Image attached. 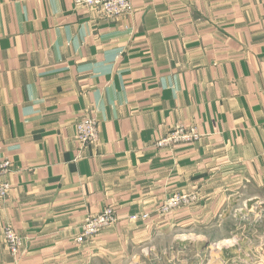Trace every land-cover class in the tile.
<instances>
[{
    "label": "crops",
    "instance_id": "1",
    "mask_svg": "<svg viewBox=\"0 0 264 264\" xmlns=\"http://www.w3.org/2000/svg\"><path fill=\"white\" fill-rule=\"evenodd\" d=\"M84 117L98 139L81 146ZM177 124L199 138L157 148ZM4 158L0 264L125 255L127 231L169 224L219 247L201 264H264V0H131L115 20L73 0H0ZM174 193L197 200L156 214ZM106 207L115 222L78 245Z\"/></svg>",
    "mask_w": 264,
    "mask_h": 264
},
{
    "label": "built area",
    "instance_id": "2",
    "mask_svg": "<svg viewBox=\"0 0 264 264\" xmlns=\"http://www.w3.org/2000/svg\"><path fill=\"white\" fill-rule=\"evenodd\" d=\"M76 7L94 8L101 13L107 20H115L128 15L131 10V0H73ZM75 138L84 146L94 143L98 139V124L94 118L84 117L75 125ZM199 138V133L195 126L177 124L173 130L165 137L156 142L157 148H169L177 144H186L194 142ZM11 162L8 158L0 160V199L7 197L10 185L1 180V177L10 171ZM197 197L194 193H174L156 209V214L165 216L177 211L178 209L188 207L196 202ZM132 219L149 218L147 213L139 216H131ZM114 209L106 207L102 212L94 216L87 217L82 225L81 232L76 236L75 242L83 245L95 238L103 229L108 228L115 222ZM4 238L9 252L12 255H18L21 249V240L10 226L3 228Z\"/></svg>",
    "mask_w": 264,
    "mask_h": 264
},
{
    "label": "rangeland",
    "instance_id": "3",
    "mask_svg": "<svg viewBox=\"0 0 264 264\" xmlns=\"http://www.w3.org/2000/svg\"><path fill=\"white\" fill-rule=\"evenodd\" d=\"M188 236L187 232L174 230L171 224L147 234L127 231L125 255L120 252L109 257L105 251L92 254L91 249L85 248L79 252L80 258H65L60 264H201L203 258H210L211 252L214 254L215 248L219 250L218 246H201V242H193Z\"/></svg>",
    "mask_w": 264,
    "mask_h": 264
}]
</instances>
